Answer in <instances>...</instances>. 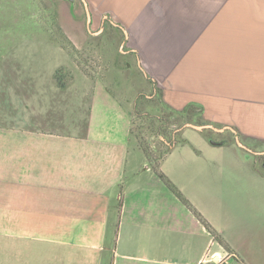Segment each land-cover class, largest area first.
<instances>
[{
  "label": "crops",
  "instance_id": "0c3cea01",
  "mask_svg": "<svg viewBox=\"0 0 264 264\" xmlns=\"http://www.w3.org/2000/svg\"><path fill=\"white\" fill-rule=\"evenodd\" d=\"M69 2L73 19L118 32L173 128L161 123L152 158L134 144L140 100L104 81L74 97L54 74V96L18 104L11 91L0 264H198L212 235L232 264H264V0Z\"/></svg>",
  "mask_w": 264,
  "mask_h": 264
},
{
  "label": "rangeland",
  "instance_id": "374dc122",
  "mask_svg": "<svg viewBox=\"0 0 264 264\" xmlns=\"http://www.w3.org/2000/svg\"><path fill=\"white\" fill-rule=\"evenodd\" d=\"M71 13L69 0H0V125L12 127L10 115L17 112L13 90L18 104L22 99L31 100L39 90L42 96H54L44 83L55 79L62 86L72 82L74 97L85 90L81 83H88L91 94L94 84L104 81L116 93L140 100L132 127L134 144L155 158L151 147L162 145L152 137L158 135L163 123L165 129L173 128L175 113L157 100L147 99L153 91L128 67L115 29L108 26L102 32L99 26L88 28L86 16L73 19ZM38 84L43 88H37ZM68 91L63 89L57 97H68ZM3 114L8 115L6 119Z\"/></svg>",
  "mask_w": 264,
  "mask_h": 264
},
{
  "label": "built area",
  "instance_id": "2783aa9c",
  "mask_svg": "<svg viewBox=\"0 0 264 264\" xmlns=\"http://www.w3.org/2000/svg\"><path fill=\"white\" fill-rule=\"evenodd\" d=\"M237 259L234 252L222 246L212 235L210 246L198 264H232Z\"/></svg>",
  "mask_w": 264,
  "mask_h": 264
},
{
  "label": "trees",
  "instance_id": "16d2710c",
  "mask_svg": "<svg viewBox=\"0 0 264 264\" xmlns=\"http://www.w3.org/2000/svg\"><path fill=\"white\" fill-rule=\"evenodd\" d=\"M145 153L147 154V156H150V153H148L147 149H144ZM160 178L162 180H164V182L167 184V186L182 200V202L189 208L191 209L205 224V220L203 219V217L196 211V209L193 208V206L182 197V195L180 194V192L178 191V189L176 188V186L162 173L157 171ZM209 227V225H207ZM219 241V240H218ZM220 242V241H219Z\"/></svg>",
  "mask_w": 264,
  "mask_h": 264
},
{
  "label": "water",
  "instance_id": "95a60500",
  "mask_svg": "<svg viewBox=\"0 0 264 264\" xmlns=\"http://www.w3.org/2000/svg\"><path fill=\"white\" fill-rule=\"evenodd\" d=\"M89 15H90V14H89ZM89 17H90V16H89ZM190 126H193V125H190ZM193 127H197V126H193ZM197 128H202V127H197ZM210 141H211V143H214V144H216V145H222V144H223V142H215L213 139H211ZM239 144H241L240 140H239Z\"/></svg>",
  "mask_w": 264,
  "mask_h": 264
}]
</instances>
